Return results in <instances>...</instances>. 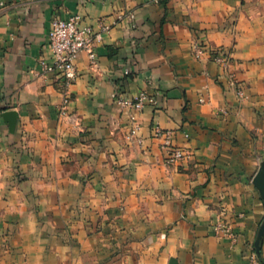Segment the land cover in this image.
<instances>
[{
    "label": "crops",
    "instance_id": "0c3cea01",
    "mask_svg": "<svg viewBox=\"0 0 264 264\" xmlns=\"http://www.w3.org/2000/svg\"><path fill=\"white\" fill-rule=\"evenodd\" d=\"M0 12V264H250L264 219V0H8ZM95 32L71 102L49 60L55 19ZM133 16V18H132ZM224 49L229 70L196 43ZM234 75L243 98L229 84ZM156 104L121 108L116 91ZM205 102L202 103L201 100ZM19 114L14 133L1 114ZM139 146L127 139L131 118ZM157 122L188 158L167 165ZM223 219L235 240L219 237ZM259 264H264V240Z\"/></svg>",
    "mask_w": 264,
    "mask_h": 264
},
{
    "label": "built area",
    "instance_id": "2783aa9c",
    "mask_svg": "<svg viewBox=\"0 0 264 264\" xmlns=\"http://www.w3.org/2000/svg\"><path fill=\"white\" fill-rule=\"evenodd\" d=\"M7 4L8 0H0V12H4L7 9ZM107 30L108 28L104 27L101 32H95L92 27L82 24V19L79 15H74L67 19L57 18L53 21L48 34L51 58L49 60H41L40 65L44 73H54L60 82L63 95L62 115H66L67 108L71 102L69 90L78 78L76 62L79 55L86 52L90 62L96 64L95 46L96 43L102 40V34ZM194 53L197 58L207 54L200 43L194 45ZM210 58L225 71L229 70V55L219 52L210 56ZM229 84L236 89L237 95L243 98V89L234 75H229ZM112 98L121 108L135 112H142L148 103L156 104L147 92L141 93L136 98H131L118 90L112 95ZM201 102L204 103L205 100L202 99ZM141 130L140 121L132 117L127 134L128 141L142 146L144 140L140 137ZM152 135L153 138L161 140V148L167 154V165H175L188 158L185 150L175 146L172 131L162 128L159 123L155 122L152 127ZM214 232L219 237L235 240L231 225L223 219H220L214 226ZM250 264H259V257L255 247L252 248Z\"/></svg>",
    "mask_w": 264,
    "mask_h": 264
},
{
    "label": "water",
    "instance_id": "95a60500",
    "mask_svg": "<svg viewBox=\"0 0 264 264\" xmlns=\"http://www.w3.org/2000/svg\"><path fill=\"white\" fill-rule=\"evenodd\" d=\"M3 120L8 124L9 131L14 133L19 118V114L16 111H6L1 114ZM253 185L256 187L260 196L264 202V161L261 162L259 170L255 177L253 178ZM264 240V219L261 222L256 240H255V250L259 256H261L262 243Z\"/></svg>",
    "mask_w": 264,
    "mask_h": 264
},
{
    "label": "trees",
    "instance_id": "16d2710c",
    "mask_svg": "<svg viewBox=\"0 0 264 264\" xmlns=\"http://www.w3.org/2000/svg\"><path fill=\"white\" fill-rule=\"evenodd\" d=\"M202 47L204 48L205 52L209 55L212 56L216 53H223L224 55H228V52L224 49H212L210 48L208 45H206L205 43H201ZM259 258H261V256L258 255Z\"/></svg>",
    "mask_w": 264,
    "mask_h": 264
}]
</instances>
